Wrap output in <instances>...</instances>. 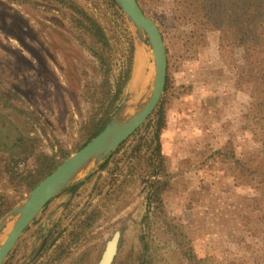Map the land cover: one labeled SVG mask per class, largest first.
<instances>
[{
  "label": "rangeland",
  "instance_id": "rangeland-1",
  "mask_svg": "<svg viewBox=\"0 0 264 264\" xmlns=\"http://www.w3.org/2000/svg\"><path fill=\"white\" fill-rule=\"evenodd\" d=\"M74 1L103 27L115 79L127 62L130 39L134 49L133 27L109 0ZM173 2L148 0L140 8L160 31L167 27L174 40L172 57L167 54L168 89L158 105L166 114L162 153L174 175L163 215L167 223L184 227L185 239L179 236L180 245L164 234L148 206L153 113L109 158L91 164L45 206L3 264H99L116 235L112 264H191L187 254L205 264H264L262 242L241 229L237 213L239 197L250 190L233 187L229 167L211 157L229 137L237 155H258L257 144L240 131L249 97L235 79L251 60L252 41L235 37L220 42L213 32L192 49L190 28L181 29L182 42L171 28ZM63 14L38 0H0L3 216L34 189L28 190V182L36 156L50 158L53 172L64 155L79 151L92 127L95 98L83 96V90L89 87L97 98L101 73ZM137 53L145 57L148 85L153 78L150 47L143 51L138 46ZM133 93L127 116L148 91ZM12 225L10 220L0 233V246Z\"/></svg>",
  "mask_w": 264,
  "mask_h": 264
},
{
  "label": "trees",
  "instance_id": "trees-1",
  "mask_svg": "<svg viewBox=\"0 0 264 264\" xmlns=\"http://www.w3.org/2000/svg\"><path fill=\"white\" fill-rule=\"evenodd\" d=\"M38 1L47 7L57 6L63 10V15L71 24L75 40L85 46L96 62L99 74L101 73L102 83L97 98L95 93H90L89 87L83 90V96L90 99L94 97L95 100L93 113L89 118L92 127L87 139L79 146L78 150H80L104 127L124 98L133 70V42L130 39L127 62L113 79L109 39L98 21L74 0ZM136 1L141 6L148 0ZM109 2L115 6L112 0ZM171 22L173 26L171 28L176 31L177 38L181 42V29L190 28L188 42L192 49L200 47L213 32L219 34L220 42L235 37L249 38L252 41L251 60L236 71L235 79L239 86L246 89L249 97L240 131L248 133L251 140L257 144L258 155L256 157L250 153L237 155L234 139L229 137L211 157L229 167L233 187H245L250 190L247 196H240L238 199L237 213L240 227L251 237L259 239L264 247V0H174ZM160 32L166 42L167 54L172 57L174 40L170 38L167 27L163 26ZM167 79L166 76L165 92L168 89ZM153 116L156 117L152 127L155 146L148 163L151 168L148 206L152 216L158 219L160 226L165 229L164 234L172 236L180 244L179 236L185 239L182 231L184 227L167 223L163 215L164 195L171 188L174 177L162 153L161 133L166 127V114L158 106ZM67 158L68 155H64L61 162ZM50 161V158L42 154L36 156L28 190L35 188L51 174ZM5 212V209L0 208V218ZM185 256L191 264H205L204 260L193 261L190 255Z\"/></svg>",
  "mask_w": 264,
  "mask_h": 264
},
{
  "label": "water",
  "instance_id": "water-1",
  "mask_svg": "<svg viewBox=\"0 0 264 264\" xmlns=\"http://www.w3.org/2000/svg\"><path fill=\"white\" fill-rule=\"evenodd\" d=\"M112 1L134 29L135 54L138 46L143 51L145 47H150L153 78L146 88L148 91L147 98L134 113L128 116L125 115L128 104L134 99V94H131L127 89L129 81L123 100L98 134L43 179L27 195L22 204L0 219V233L4 230L7 223L13 220L10 234L7 235L8 237L5 238L0 246V264L4 263L21 235L34 222L45 206L68 188L77 176L91 164H98L109 158L113 152L143 126L156 110L165 92L167 49L159 28L152 19L143 13L136 0ZM112 241L116 242L117 247L118 235ZM112 259L109 264H111Z\"/></svg>",
  "mask_w": 264,
  "mask_h": 264
},
{
  "label": "bare ground",
  "instance_id": "bare-ground-1",
  "mask_svg": "<svg viewBox=\"0 0 264 264\" xmlns=\"http://www.w3.org/2000/svg\"><path fill=\"white\" fill-rule=\"evenodd\" d=\"M145 69H146L145 57L142 56V53H139V54L137 53L136 56L134 57L132 77H131L129 86L127 87V89L130 92H135V93L139 94V92L146 90L147 83L145 81V76H144ZM11 229H10V231H11ZM8 234H10V233H8ZM115 244H116V242L112 241L110 244L107 245L105 254H104L103 259H102L100 264H109L110 263L112 256L114 254V251H115Z\"/></svg>",
  "mask_w": 264,
  "mask_h": 264
},
{
  "label": "flooded vegetation",
  "instance_id": "flooded-vegetation-1",
  "mask_svg": "<svg viewBox=\"0 0 264 264\" xmlns=\"http://www.w3.org/2000/svg\"><path fill=\"white\" fill-rule=\"evenodd\" d=\"M110 244V243H109ZM108 245V244H107ZM107 245H106V248H107ZM106 248H105V250H104V253H103V256H104V254H105V251H106ZM117 249H116V244H115V251H116ZM114 251V253L116 254V252ZM114 255V254H113ZM103 256L101 257L102 259H103ZM113 257V256H112ZM114 257H115V255H114ZM114 257H113V259H112V262H113V260H114ZM102 259L99 261V264L101 263V261H102ZM112 262H111V264H112Z\"/></svg>",
  "mask_w": 264,
  "mask_h": 264
}]
</instances>
